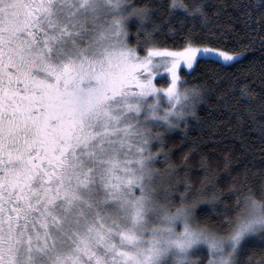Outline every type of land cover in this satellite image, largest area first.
Masks as SVG:
<instances>
[{
  "label": "snow or ice",
  "instance_id": "obj_1",
  "mask_svg": "<svg viewBox=\"0 0 264 264\" xmlns=\"http://www.w3.org/2000/svg\"><path fill=\"white\" fill-rule=\"evenodd\" d=\"M222 109L258 147H217ZM256 152L264 0H0V264H242Z\"/></svg>",
  "mask_w": 264,
  "mask_h": 264
},
{
  "label": "trees",
  "instance_id": "obj_2",
  "mask_svg": "<svg viewBox=\"0 0 264 264\" xmlns=\"http://www.w3.org/2000/svg\"><path fill=\"white\" fill-rule=\"evenodd\" d=\"M166 2L168 4H171V0H166ZM185 2L188 4H193L194 2H196V0H185ZM200 2L211 3L212 0H200ZM172 11L174 13L173 22L171 25H169V27L174 29V28H177L179 26L176 23L177 17H183L185 15V13H184V9L179 8V7L173 8ZM169 34L171 35V33H169ZM166 46H168V47H180L181 43H180V40L177 39L175 41V43H173L172 41H169ZM213 46H216V45H213ZM224 47H225V50L241 51L240 48L235 47L232 44H229V45L224 46ZM258 55L259 54L257 52H254L252 50L246 51L244 56L240 58L241 64L246 66L247 60L253 58L254 56H258ZM238 67H240V65H237L235 63L229 64L225 68H219L213 64L202 63L198 73L193 72L192 70H189L187 72L186 70L183 69L181 72V75L186 76L191 84H196V83H199L200 80L203 78L204 73L215 72V73H219V74L223 75L224 72H229V73L236 72ZM227 79L228 78L225 77L226 81H227ZM220 87L222 88V87H224V85L221 84ZM200 115L202 117H205L206 119H213L214 118L216 121H223V123H220L218 125V128L216 130L215 135L217 137H225L226 139H223L222 142L219 145H217V147L222 148V146L224 144H227V145H234L237 149H239L240 142L238 139H236L234 137L235 132L243 133V135L248 138V141L250 144H255V145H257V147L259 146V140L256 139V137L258 136V133L257 132H250L248 129V126H245L242 129L235 128L234 127L236 125L235 117L232 116L230 118L229 113L226 109H222L219 111L213 110L211 117H207L206 111L201 110ZM229 119L231 120V126H233L232 132L229 131V127H230ZM198 134H199V129H193L191 131V135H193V136H197ZM204 136H205V138H207L208 129L204 130ZM173 137L177 143H179V141L183 138L182 134H180V133H174ZM213 144H214V141L209 140L208 143L205 145V147L206 148L212 147ZM211 156L213 158L214 164H216V163L222 164L223 163V157L221 156L220 152L212 153ZM262 156H264V154H262L260 152H256V154H255V157H256L255 158V164H256L257 168H259L261 166V164L264 163V159H262ZM254 171H255V169H254ZM221 175L223 176L224 174L221 173ZM251 179L253 182L251 184H249V187H251L253 190L259 191L260 185L264 181L261 180V177L258 173H257V175H255ZM201 208L204 209L205 211L211 210L210 206H208V205H201ZM213 219H215V214H213ZM249 241L250 242L246 245L245 250L243 251V253L241 254V257H240L242 264H264V242H262L260 239L249 240Z\"/></svg>",
  "mask_w": 264,
  "mask_h": 264
},
{
  "label": "clouds",
  "instance_id": "obj_3",
  "mask_svg": "<svg viewBox=\"0 0 264 264\" xmlns=\"http://www.w3.org/2000/svg\"><path fill=\"white\" fill-rule=\"evenodd\" d=\"M250 195H251V200L256 202V206L259 209L258 212H255V215H260L261 213H264V192L253 190L252 193H250ZM249 203H251V201ZM260 233H264V223L255 225L254 230L251 231V234H254V235L260 234ZM221 235L223 236L225 240H227L226 234L221 233ZM205 246L207 247V245ZM228 250L229 249L226 243L225 244V254L227 253ZM216 255L218 256L219 253H217ZM197 264H199L198 261H197Z\"/></svg>",
  "mask_w": 264,
  "mask_h": 264
},
{
  "label": "rangeland",
  "instance_id": "obj_4",
  "mask_svg": "<svg viewBox=\"0 0 264 264\" xmlns=\"http://www.w3.org/2000/svg\"><path fill=\"white\" fill-rule=\"evenodd\" d=\"M184 70H186L187 72L189 71L186 68H184ZM158 79H159V77H158ZM163 79H167V74L166 73L162 74V81H163ZM258 239H259V236H252V237L249 238V240H258Z\"/></svg>",
  "mask_w": 264,
  "mask_h": 264
}]
</instances>
